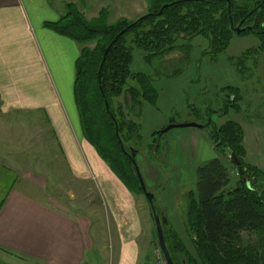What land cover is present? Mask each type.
<instances>
[{
	"label": "crops",
	"instance_id": "obj_1",
	"mask_svg": "<svg viewBox=\"0 0 264 264\" xmlns=\"http://www.w3.org/2000/svg\"><path fill=\"white\" fill-rule=\"evenodd\" d=\"M133 2L68 0L89 15L132 9ZM65 14L50 0H0V134L19 123L0 142V264H148L156 241L150 204L132 194L84 138L75 98L81 47L46 27ZM226 85L220 81L219 89ZM150 114L157 115L145 107L143 116ZM156 119L157 128L170 123ZM26 122L29 132L21 126ZM243 128L247 159L264 170L262 151L251 149V124ZM191 137V163L165 187L164 194L175 189L172 198L160 200L159 212L172 213L171 226L182 223L177 209L184 204L181 194L175 196L184 173L191 174L192 191L198 167L219 157L201 129L194 128ZM55 161L60 172L50 168ZM30 165L38 166L37 175ZM155 169L157 176L145 177L146 169L143 174L146 184L158 188L162 177ZM174 229L185 238L183 228Z\"/></svg>",
	"mask_w": 264,
	"mask_h": 264
},
{
	"label": "trees",
	"instance_id": "obj_2",
	"mask_svg": "<svg viewBox=\"0 0 264 264\" xmlns=\"http://www.w3.org/2000/svg\"><path fill=\"white\" fill-rule=\"evenodd\" d=\"M147 1L148 13L135 21L121 18L109 24L107 10L89 20L76 5L68 4L67 13L59 21L46 24L81 47L75 98L84 138L131 193L144 197L131 150L138 157L143 147L152 152L155 149L161 132L145 138L142 121L138 120L143 118L146 106L158 107L160 92L150 74L134 71L136 54L141 52L144 63L159 76L158 63L177 49L189 52L196 38L209 43L206 52L225 53L238 35L234 28L244 22L243 27L250 29L242 35H254L259 46L253 51L264 55V0ZM245 54L248 57L252 51ZM221 93L230 99L212 113L222 117L228 116L231 109L240 113L242 90L226 87ZM174 123L170 121L169 125ZM203 126L219 158L198 167L196 187L187 194L184 223L193 251L177 231L169 228V233L168 222L164 226L173 261L264 264V170L249 163L240 123L228 120L218 126L209 119ZM220 156L229 159L238 171L233 189L229 190L233 181Z\"/></svg>",
	"mask_w": 264,
	"mask_h": 264
},
{
	"label": "rangeland",
	"instance_id": "obj_3",
	"mask_svg": "<svg viewBox=\"0 0 264 264\" xmlns=\"http://www.w3.org/2000/svg\"><path fill=\"white\" fill-rule=\"evenodd\" d=\"M50 1L56 8L58 7L65 13H67L68 11V4H74L68 3V0ZM133 3H135V5H132V7H134L132 9H130L131 7L129 6L127 8L128 10H119V8L117 9V11L111 10L110 12L107 8H104L100 11V13L103 10H107V23L109 24H113L121 18H126L129 21H135L148 13L149 6L147 0H135V2ZM129 9L131 11H129ZM80 11L84 13V15L89 20L98 18L100 15V13L97 15L96 12L93 13L94 15H89V12L86 14L82 10ZM182 43L183 42H180L179 46H182ZM192 46L193 49H191L189 52H186V50L177 49L167 54L163 58V61L158 63V65L160 66V68L158 67L160 73L159 76L155 75L154 70H151V68H149L144 63L141 52L136 54V62L133 66L134 71L150 74L157 89L160 93L163 94V105L161 107H157L155 109V112L157 113V115H159V117L162 116L167 121H174V124L177 125L188 123H197L203 125L204 123L209 121V119H212V121L215 122L218 126L228 120L236 121L242 126L249 123L251 124V134H249L251 135V149L254 150V153L255 151H262L263 163L264 55L253 51L258 48L259 41L252 34L241 36L235 35L227 51L219 55L213 54L210 51L206 52L208 50L209 43L201 37L194 39L192 41ZM251 51L252 54L247 57L245 53ZM241 59L243 60L242 63L238 61ZM175 72L176 74L181 75L176 76L174 75ZM220 81H226L227 87H239L242 90L244 100L240 103V113H237L233 109L230 110L229 115L226 117L219 116V113H212V111L218 112L219 108L225 104V101L227 99H230L228 94L221 93V90H223L224 88L219 89ZM123 101L124 99L121 98L120 102ZM148 107L150 108V106ZM157 115H146L138 120V122L142 121L141 132L144 134L145 138H148L149 136L147 135H151L150 133L154 131L161 132L167 127L157 128L155 126L157 123H155L154 120H157ZM131 117L134 120L136 119V117ZM197 117L199 120L197 119ZM18 124H12L11 132H9L10 127L2 124V126L8 127V130L6 132L4 130H1L2 133L0 134V142L4 144V141H7L9 135H12V133L15 132L13 127H17ZM26 124V126L21 124V126L25 128V132H29V129L31 131V125L29 126L27 122ZM193 130L194 128H177L165 134L161 133V135L157 137L156 147L153 152L149 151L146 147H143L138 154L139 156L137 157V160L139 162V166L142 169V173H145L146 169L145 177L148 176V178H151L152 175L157 176V173H155V168L158 169L157 172L160 174L159 177H162V181L158 184V188H153L149 182L147 183L148 191L155 196V207L159 210L161 198L165 196H170L172 198V192L175 191V189L172 188V190H170L171 195L164 194L163 192L165 187H169V185L172 183L173 175L178 170L187 165H190L191 163V145L193 143L191 134ZM201 131L206 136H208L207 130L201 129ZM25 132L21 131L20 134L24 135ZM151 143L152 141H150V144ZM17 148L18 147L15 146V149ZM37 158L33 157L32 159L33 161H37ZM220 158L228 168L233 181L229 186V190L233 189L239 178L238 171L231 165L229 159H226V157L223 158L222 156H220ZM151 164H153V167L149 168L148 166H150ZM58 165V161L52 163L50 168L53 170V172H60ZM143 166L145 169L143 168ZM29 168L32 170L33 175H37L36 173H38L37 171H39L38 166L30 165ZM150 169L152 170V172ZM23 175L24 174H21V177ZM50 181V184L54 186L57 185V182L55 180L54 182L52 179ZM21 184H24L22 179L21 183L18 186H20ZM178 189L179 191L175 196V199L179 194H181L178 201L183 202L184 204L179 210L177 209L179 218L183 217L181 220L182 223L175 222L171 226L173 222L172 219L169 218L172 217V213L170 212V210H168V214L166 213L165 215L168 223L170 224L167 230L169 231V228L175 230V227L179 230L183 228L186 234L187 231L184 222L187 201H185V196L186 193L190 192L191 189H193L191 174L189 172L184 173V176L181 179L180 184L178 185ZM167 190L168 189H166L165 191ZM62 195L65 199L68 198V196L64 194V191ZM142 197L146 200V197ZM90 198L94 199L92 195H90ZM179 206L180 204H178V207ZM154 224L155 223L153 221L156 241H154L152 247L158 244L157 231ZM184 239L188 247L193 251L188 234ZM245 239H247L246 236Z\"/></svg>",
	"mask_w": 264,
	"mask_h": 264
},
{
	"label": "water",
	"instance_id": "obj_4",
	"mask_svg": "<svg viewBox=\"0 0 264 264\" xmlns=\"http://www.w3.org/2000/svg\"><path fill=\"white\" fill-rule=\"evenodd\" d=\"M167 7V6H166ZM243 24L244 22H242L238 27L234 28L235 32L238 34V35H242L244 34L247 30L250 29V27H243ZM104 64H105V59L101 65V69H100V72L102 71L103 67H104ZM107 106V109H108V104L106 105ZM203 125H200V124H197V123H188V124H182V125H177V124H170L168 125L165 129H163L161 131L162 134H165V133H168L169 131L173 130V129H177V128H199V129H203ZM131 158L133 160V164H134V167L136 169V172H137V176H138V179L140 181V185H141V188L145 194V197L147 199V201L149 202L150 204V207H151V212H152V215H153V218H154V222H155V226H156V231H157V238H158V244H159V247L164 255V258H165V261H166V264H175L174 261H173V258H172V255H171V252L168 248V245L166 243V239H165V234H164V226L167 224V218L162 214L160 213L157 208L155 207V204H154V199H155V196L150 193L148 191V188H147V184L145 182V179L143 177V174L137 164V152L135 150H131ZM234 161L236 163V165L238 166V169L240 172H243L242 171V168L240 166V161L234 157Z\"/></svg>",
	"mask_w": 264,
	"mask_h": 264
},
{
	"label": "built area",
	"instance_id": "obj_5",
	"mask_svg": "<svg viewBox=\"0 0 264 264\" xmlns=\"http://www.w3.org/2000/svg\"><path fill=\"white\" fill-rule=\"evenodd\" d=\"M148 264H166L164 255L158 244L152 247V255Z\"/></svg>",
	"mask_w": 264,
	"mask_h": 264
},
{
	"label": "bare ground",
	"instance_id": "obj_6",
	"mask_svg": "<svg viewBox=\"0 0 264 264\" xmlns=\"http://www.w3.org/2000/svg\"><path fill=\"white\" fill-rule=\"evenodd\" d=\"M144 177V176H143ZM159 245V244H158Z\"/></svg>",
	"mask_w": 264,
	"mask_h": 264
}]
</instances>
